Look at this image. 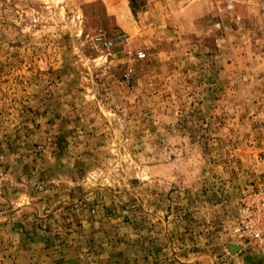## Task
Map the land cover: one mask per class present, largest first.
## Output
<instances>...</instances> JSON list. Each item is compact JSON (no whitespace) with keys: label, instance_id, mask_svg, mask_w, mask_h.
Masks as SVG:
<instances>
[{"label":"rangeland","instance_id":"obj_1","mask_svg":"<svg viewBox=\"0 0 264 264\" xmlns=\"http://www.w3.org/2000/svg\"><path fill=\"white\" fill-rule=\"evenodd\" d=\"M135 2L0 0V264H264V0Z\"/></svg>","mask_w":264,"mask_h":264},{"label":"built area","instance_id":"obj_2","mask_svg":"<svg viewBox=\"0 0 264 264\" xmlns=\"http://www.w3.org/2000/svg\"><path fill=\"white\" fill-rule=\"evenodd\" d=\"M232 223L242 247L264 259V180L243 192Z\"/></svg>","mask_w":264,"mask_h":264},{"label":"trees","instance_id":"obj_3","mask_svg":"<svg viewBox=\"0 0 264 264\" xmlns=\"http://www.w3.org/2000/svg\"><path fill=\"white\" fill-rule=\"evenodd\" d=\"M129 2H130V5L132 6V7H134L135 5H136V2H135V0H129ZM135 8V7H134ZM133 8V9H134Z\"/></svg>","mask_w":264,"mask_h":264}]
</instances>
